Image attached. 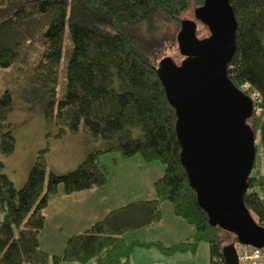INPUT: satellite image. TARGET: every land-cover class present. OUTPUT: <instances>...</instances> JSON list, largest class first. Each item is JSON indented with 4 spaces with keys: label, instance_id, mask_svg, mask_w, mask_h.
I'll use <instances>...</instances> for the list:
<instances>
[{
    "label": "trees",
    "instance_id": "16d2710c",
    "mask_svg": "<svg viewBox=\"0 0 264 264\" xmlns=\"http://www.w3.org/2000/svg\"><path fill=\"white\" fill-rule=\"evenodd\" d=\"M230 1L237 49L228 78L239 90L247 83L261 98L246 120L258 142L244 201L264 226V0ZM193 3L199 7L204 0H0V67L33 59L22 99L31 107L41 105L46 120L58 125V138L84 133L94 144L66 173L50 169L48 149H41L21 187L0 172V264H132L138 247L155 246L172 256L195 253L202 242L209 245L210 264H225L221 232L226 230L210 223L191 187L176 132L178 115L158 71L164 58L173 59L166 53L178 43ZM13 105L8 89L0 96L4 155L16 149L14 134L4 128ZM104 154H113L112 166L134 155L160 161L165 174L155 182L157 198L115 209L73 234L62 255L48 253L40 232L50 198L61 189L69 194L104 186L112 168L101 162ZM163 202L196 226L192 238L172 246L124 239L127 231L159 222ZM235 237L231 244L237 246Z\"/></svg>",
    "mask_w": 264,
    "mask_h": 264
},
{
    "label": "water",
    "instance_id": "95a60500",
    "mask_svg": "<svg viewBox=\"0 0 264 264\" xmlns=\"http://www.w3.org/2000/svg\"><path fill=\"white\" fill-rule=\"evenodd\" d=\"M195 19H184L177 34L184 60L166 57L158 69L178 115L181 158L210 223L232 232L240 244L262 248L264 226L244 201L257 158V134L246 123L254 102L228 78L237 49L236 15L230 0H204ZM197 21L209 28L208 38L198 35ZM223 256L225 264H239L235 244L224 246Z\"/></svg>",
    "mask_w": 264,
    "mask_h": 264
},
{
    "label": "crops",
    "instance_id": "0c3cea01",
    "mask_svg": "<svg viewBox=\"0 0 264 264\" xmlns=\"http://www.w3.org/2000/svg\"><path fill=\"white\" fill-rule=\"evenodd\" d=\"M79 134L84 133L70 135L76 137ZM88 154L89 150L85 156L84 154L80 156L74 166H78ZM110 162H102L112 167L108 181L104 186L69 194L64 193L61 189L50 198L44 211L46 224L40 232V244L45 251L60 256L73 234H82L94 223L104 220V217L115 209L136 201H148L157 198L155 182L165 174V168L161 162H147L140 155H134L128 159L118 158V163L115 166H112V159ZM24 181L25 179L21 183ZM15 184L19 187L22 185L16 182ZM161 205L163 217L159 222L138 228V230L127 231L124 239L128 242L138 240L146 243L163 242L166 246H172V244L192 238L196 232V226L176 215L174 205L171 202L170 204L163 202ZM67 215H70V218ZM70 220H72L71 223L73 222L72 225L71 223L68 225ZM42 241L50 246H44ZM200 244L195 253L185 252L172 256H166L155 246L138 247L134 249L130 261L132 264H149L146 260L149 259L148 255L151 252L154 259L160 262H164V258H167L181 264H210L209 245L201 247ZM140 249L147 251L145 252L147 258L142 263L136 262L133 256L139 251L143 253Z\"/></svg>",
    "mask_w": 264,
    "mask_h": 264
},
{
    "label": "rangeland",
    "instance_id": "374dc122",
    "mask_svg": "<svg viewBox=\"0 0 264 264\" xmlns=\"http://www.w3.org/2000/svg\"><path fill=\"white\" fill-rule=\"evenodd\" d=\"M196 8L195 3H193L191 8L185 12L184 18L195 21ZM197 24L198 35L201 38H208V36H210L209 28L199 21H197ZM169 48L170 49L166 54L172 56L173 59L180 64L184 59L180 53V49L178 48V43L170 46ZM32 62L33 59H30L28 64ZM28 64L24 65V63H18L7 68L0 67V96L3 95L6 90L11 89L12 97L14 99L13 108L4 122H9L10 125L8 128H4L11 129L16 138V149L13 153H11V155H4L1 151L0 145V172L3 171L11 179H13L14 182L20 185H23L28 179L27 176L31 165L41 149H48L46 154L48 156L50 169L56 173H66L75 169L77 166L74 165L77 160H79L80 156L83 154L85 156L88 153V150L92 149L94 146L92 141H90L84 134H79L76 137L69 134L63 139L58 138L56 136L59 128L58 125L46 120L44 114L42 113L41 105L31 107L24 99H22L20 91L24 85H27V75L30 73L31 66L29 67ZM242 90L245 91V89ZM63 93L64 89L62 90V86H59L58 97H60ZM2 123L3 120L0 119V133L3 128L1 125ZM112 156L113 154H104L101 156V160L102 162L111 163L110 160L112 159ZM23 179H25V181L24 183H21L23 182ZM16 186L19 187V185ZM168 203L170 204V202ZM67 216L69 217L70 215ZM2 218L3 214L0 213V220ZM60 221H62L61 218ZM71 221L72 220L68 221V225H70ZM72 224L73 222L71 225ZM221 236L223 246H228L229 244L236 242L235 235L228 230L221 232ZM45 238H47V236H45ZM42 244L44 246H50L44 241H42ZM200 246L206 247L208 246V243L202 242ZM140 250H142L143 253H140L139 251L133 256L136 262L142 263V261H145L147 258V253H145L147 251L144 249ZM148 256L149 259H147L146 262L149 264H181L175 260L171 261V259L167 258H164V262H160L154 259L151 252Z\"/></svg>",
    "mask_w": 264,
    "mask_h": 264
},
{
    "label": "built area",
    "instance_id": "2783aa9c",
    "mask_svg": "<svg viewBox=\"0 0 264 264\" xmlns=\"http://www.w3.org/2000/svg\"><path fill=\"white\" fill-rule=\"evenodd\" d=\"M243 89H245L251 100H253L254 108H257V104L261 102L258 92L250 91V86L247 83L243 85ZM236 247L239 264H264V247L259 248L240 243Z\"/></svg>",
    "mask_w": 264,
    "mask_h": 264
}]
</instances>
